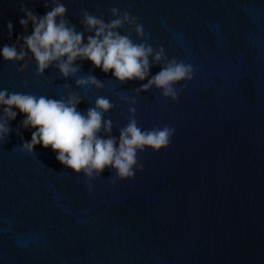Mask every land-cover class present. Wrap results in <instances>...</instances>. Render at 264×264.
Listing matches in <instances>:
<instances>
[{"label": "water", "instance_id": "obj_1", "mask_svg": "<svg viewBox=\"0 0 264 264\" xmlns=\"http://www.w3.org/2000/svg\"><path fill=\"white\" fill-rule=\"evenodd\" d=\"M61 2L78 31L81 9H99L106 21L112 7L129 11L151 34L147 42L191 64L194 78L174 103L156 89L137 95L133 89L147 80L121 84L91 61L76 63L81 75L104 81L102 91L76 88L55 67L36 77L30 52L23 73V62L0 54V89L59 99L68 83L84 98L82 113L105 96L115 105L104 119L113 121L117 139L131 115L121 96L137 100L142 130H176L166 149L138 153L144 167L133 179L113 186L115 173L105 169L90 192L86 177L61 164L51 147L19 151L35 129H25V114L14 109L0 144V264H264V0ZM22 7L44 16L52 5L0 0V49L32 33L31 23L20 24ZM160 68L153 65L149 78Z\"/></svg>", "mask_w": 264, "mask_h": 264}, {"label": "clouds", "instance_id": "obj_2", "mask_svg": "<svg viewBox=\"0 0 264 264\" xmlns=\"http://www.w3.org/2000/svg\"><path fill=\"white\" fill-rule=\"evenodd\" d=\"M43 2L45 8H49L50 3L52 5L44 16H38L26 7L21 8L27 18H22L20 24L27 29L31 23L32 33L19 37L17 44L0 49L4 61L23 62L19 69L21 73L29 68L30 52L37 64L36 77H43L47 69L55 67L60 78L74 79L76 88L102 91L104 81L91 73L81 75L82 68L76 63L77 60L91 61L104 73L112 72L121 84L147 80V83L133 89L137 95L156 89L165 100L174 103L179 101L187 86L184 82L193 80L194 67L183 60L169 59L162 45L158 49L153 48L147 42L151 34L129 11L112 7L108 10L111 19L106 21L99 9L96 15L81 9L79 14L83 30L78 31L77 26L66 18L68 9L61 0ZM7 27L11 36L12 23L9 22ZM122 30L124 34H121ZM132 33L137 40L132 39ZM153 65H160L161 68L149 78ZM181 84L184 87H177ZM120 99L129 104L131 115L127 117L126 126L118 129L117 139L112 135L113 121L104 119L115 105L105 96H97L94 106L82 113L78 111V105L84 98L68 83L61 86L59 99L0 89V144L7 142L12 131L9 122L17 117L14 109H19L26 116L22 126L35 129L31 141L18 146L19 151L36 155V146L51 147L61 164L86 177L85 185L90 192L94 188L92 181L100 179L105 169L115 173L110 177L111 185L115 186L117 181L133 179L135 170L143 171L144 165L138 153L146 149L155 152L166 149L176 131L171 125L142 130L135 118L137 100L124 96Z\"/></svg>", "mask_w": 264, "mask_h": 264}]
</instances>
